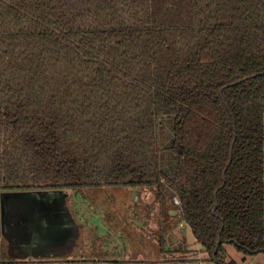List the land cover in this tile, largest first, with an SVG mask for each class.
Wrapping results in <instances>:
<instances>
[{
  "label": "trees",
  "instance_id": "16d2710c",
  "mask_svg": "<svg viewBox=\"0 0 264 264\" xmlns=\"http://www.w3.org/2000/svg\"><path fill=\"white\" fill-rule=\"evenodd\" d=\"M263 120L264 0H0V193L152 191L158 247L179 220L234 264L264 254Z\"/></svg>",
  "mask_w": 264,
  "mask_h": 264
},
{
  "label": "rangeland",
  "instance_id": "374dc122",
  "mask_svg": "<svg viewBox=\"0 0 264 264\" xmlns=\"http://www.w3.org/2000/svg\"><path fill=\"white\" fill-rule=\"evenodd\" d=\"M48 191V190H45ZM58 194H61L59 198L53 199L54 205L53 212L55 216H62L66 220L73 223L75 228L78 226L87 227L90 226L93 220L100 221V227L104 231H99V226L92 224L93 230L89 240L85 243L80 242L77 244L74 253H66L62 256L65 259L61 264H66L67 259L75 258L86 260H131V261H142L144 256L145 246L143 242L137 239L136 235L143 232V227H147L146 236L147 240L157 246V233H158V202L155 199V194L148 190H123V193L128 195H121L117 200H128L125 210V214L120 212L114 204L113 197H108L107 201L111 204V207L105 210L103 207H96L91 202V198L82 191H76L73 189H59L50 190ZM130 194V195H129ZM126 202V201H125ZM34 202L30 199L12 198L8 201V207L6 214H8L9 223L11 218L19 216V227L22 225L23 219L27 216L35 215V208L33 207ZM110 206V205H109ZM112 213L111 215L107 213ZM52 215V216H53ZM113 215V216H112ZM125 215V216H123ZM110 217V219H104ZM145 218V225L142 224L140 227L138 224L139 218ZM23 218V219H22ZM27 219V218H26ZM76 221V222H75ZM112 221L114 223H112ZM111 222V223H110ZM182 224V225H181ZM138 225V226H137ZM175 228L184 229L180 230L175 234L170 235L165 239V243L173 246L171 241L173 237H179L187 247L192 249V253L196 255H202L200 244L195 241L191 230L183 222L177 221ZM102 229V230H103ZM145 229V227H144ZM157 229V230H156ZM84 230V229H83ZM90 230L83 231L82 233H88ZM87 236V235H86ZM154 239V240H153ZM85 245V246H84ZM183 245V244H182ZM144 246V247H143ZM58 247H70V242L67 240L65 246ZM54 248V249H52ZM5 249V248H4ZM52 249V250H51ZM51 254L61 249L51 247ZM69 248H66L68 250ZM201 251V252H200ZM50 254V255H51ZM147 258V256H146ZM145 258V259H146ZM200 264H214L206 261H201Z\"/></svg>",
  "mask_w": 264,
  "mask_h": 264
},
{
  "label": "crops",
  "instance_id": "0c3cea01",
  "mask_svg": "<svg viewBox=\"0 0 264 264\" xmlns=\"http://www.w3.org/2000/svg\"><path fill=\"white\" fill-rule=\"evenodd\" d=\"M169 214H173V211H170ZM16 218L19 219V217H13L10 220V224H8L10 219L8 217L4 227L1 226L0 218V264H61L65 261V259H62V256L66 253H74L77 244L79 245L80 242H83L87 245L86 242L90 239L89 236H91V230H93L94 227L92 224L97 225V227L99 226L100 233L101 231H104L99 225L100 221L96 219L93 220V223H90V226L82 227L80 225L78 228H75L76 225L66 220V218L59 216L56 223L60 227L61 232L59 235L51 237L49 232H44V228H46L47 225V219L44 220L43 217L40 219L34 215L27 216V219L22 218L23 222L20 223L22 225L20 228L18 226L19 220ZM144 220L145 218L143 217L138 219V225L140 227L142 224L145 225ZM32 222L38 224V228L42 231V235L39 238L40 243L38 244L34 242L31 246L29 225ZM48 226L50 227L49 224ZM144 227L142 229L143 232L139 233L140 235H136V238H139V241L143 242V245L145 246V257L142 261L86 260L88 263L85 264H200L202 263L201 261L212 263L206 259L202 247L200 249L202 250V255L193 254L192 249L187 247L186 243L184 244L179 237L172 238L171 243L173 246L165 243L164 247L160 248L158 247V244L157 246L151 244L146 236L147 227ZM83 229L85 231H90L88 233H82L84 231ZM180 230L183 231L184 229L174 228L170 235H176ZM67 240L70 242V247H58L65 246ZM51 247H55V250L59 248L61 251H56L51 254L49 249ZM66 248L69 249L66 250ZM223 248L226 252L227 259L234 264H264V254H259L255 257H248L238 252L232 245H224ZM67 262H78V264H81L80 262H83V260L70 258L67 259Z\"/></svg>",
  "mask_w": 264,
  "mask_h": 264
},
{
  "label": "water",
  "instance_id": "95a60500",
  "mask_svg": "<svg viewBox=\"0 0 264 264\" xmlns=\"http://www.w3.org/2000/svg\"><path fill=\"white\" fill-rule=\"evenodd\" d=\"M62 196L54 191H28V192H3L0 193V218H1V226L4 227L6 224V220L8 218V214H6L8 201L12 198H21V199H30L34 202L33 207L35 208V217L47 219L46 228H44V232H49L50 236H56L60 234V227L57 225V218L59 216L53 215L54 205L52 203L53 199L59 198ZM53 215V216H52ZM50 225V227L48 226ZM30 245L35 243H40V236L42 235V231L39 230L38 224L36 222H32L30 225ZM221 242L217 241V245Z\"/></svg>",
  "mask_w": 264,
  "mask_h": 264
},
{
  "label": "built area",
  "instance_id": "2783aa9c",
  "mask_svg": "<svg viewBox=\"0 0 264 264\" xmlns=\"http://www.w3.org/2000/svg\"><path fill=\"white\" fill-rule=\"evenodd\" d=\"M174 203H175V204H177V201H176V200H174Z\"/></svg>",
  "mask_w": 264,
  "mask_h": 264
},
{
  "label": "flooded vegetation",
  "instance_id": "af4514ba",
  "mask_svg": "<svg viewBox=\"0 0 264 264\" xmlns=\"http://www.w3.org/2000/svg\"><path fill=\"white\" fill-rule=\"evenodd\" d=\"M14 217H19V216H14ZM49 249H51V248H49ZM52 249H54V248H52ZM52 249H51V250H52Z\"/></svg>",
  "mask_w": 264,
  "mask_h": 264
}]
</instances>
